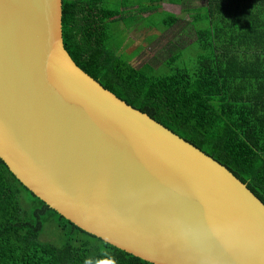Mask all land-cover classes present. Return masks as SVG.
<instances>
[{
	"label": "water",
	"instance_id": "water-1",
	"mask_svg": "<svg viewBox=\"0 0 264 264\" xmlns=\"http://www.w3.org/2000/svg\"><path fill=\"white\" fill-rule=\"evenodd\" d=\"M62 0H0V160L49 209L150 264H264V204L65 51Z\"/></svg>",
	"mask_w": 264,
	"mask_h": 264
},
{
	"label": "trees",
	"instance_id": "trees-1",
	"mask_svg": "<svg viewBox=\"0 0 264 264\" xmlns=\"http://www.w3.org/2000/svg\"><path fill=\"white\" fill-rule=\"evenodd\" d=\"M147 2L154 3L62 0L65 51L101 87L225 167L264 204V0H205V12L194 16L190 44L173 46L156 67L134 68L130 61L138 51L126 58L115 53L122 48L116 37L121 39L125 28L113 33L112 25L127 26L134 13H139L135 22L150 24L154 13H161L142 15L151 9ZM162 15V27L153 21L145 29L159 35L179 21ZM158 35L148 34L146 44ZM186 50L196 54L191 64L170 67ZM159 69L163 73H156ZM48 221L61 232L59 245L40 241ZM0 264L150 263L75 227L33 196L0 160Z\"/></svg>",
	"mask_w": 264,
	"mask_h": 264
},
{
	"label": "rangeland",
	"instance_id": "rangeland-1",
	"mask_svg": "<svg viewBox=\"0 0 264 264\" xmlns=\"http://www.w3.org/2000/svg\"><path fill=\"white\" fill-rule=\"evenodd\" d=\"M195 3V2H194ZM198 4V3H197ZM194 15L200 13H203L202 9H199L198 11H192ZM142 15H149L142 13ZM139 17V13H134L132 15V18H129L127 21V26H123L122 22L113 23L112 31L115 33V31H120L121 29H124L123 34L121 35V39L116 37L115 43L121 42V49L118 50V52H115L113 49L117 50L116 45H112V48L110 49L120 55L122 58H126L130 56L131 53L137 52V55L134 56L130 63L134 68L140 67L143 63H150L153 64L155 67L159 65L162 61H164L166 58H168L171 53H173L174 48L173 46H177L179 49L185 45L190 44L194 39V32L192 28H178L173 27L172 29L168 30L167 32L159 33L156 30L151 29H145L149 28V26H152V22L155 21V27H162V21L164 19V16L161 14L154 13V17L151 18V23L149 24L148 21H138L135 20V17ZM140 20V19H139ZM125 25V24H124ZM130 27V28H129ZM156 31V32H155ZM158 35L156 39L149 41L148 44H146V37L149 35ZM123 42V43H122ZM146 45V46H143ZM181 59L177 60L175 63L171 64L170 67L172 68H180L185 65H190L192 61H190V58H195V53H190L189 50H186L182 52ZM164 70L159 69L156 73H163ZM165 73H169V70L164 71ZM40 241L42 242H51L55 245H59L62 242V235L61 232L57 229L56 225L48 221L43 228V231L40 235Z\"/></svg>",
	"mask_w": 264,
	"mask_h": 264
},
{
	"label": "crops",
	"instance_id": "crops-1",
	"mask_svg": "<svg viewBox=\"0 0 264 264\" xmlns=\"http://www.w3.org/2000/svg\"><path fill=\"white\" fill-rule=\"evenodd\" d=\"M154 3H148V6L151 7L150 10L144 12V14H148L150 12H159L164 14L174 15L179 19V21L173 27H184V28H192L193 21L195 20V15L192 11H198L199 9H203L205 0H153ZM159 1V2H158ZM127 1H125L126 3ZM195 2V3H194ZM144 3V2H143ZM198 3V4H197ZM134 4V8H136V3ZM205 12V10H203Z\"/></svg>",
	"mask_w": 264,
	"mask_h": 264
}]
</instances>
